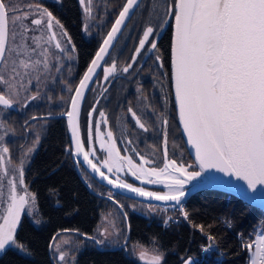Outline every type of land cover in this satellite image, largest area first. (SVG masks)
<instances>
[{
	"label": "snow or ice",
	"instance_id": "6c2138e0",
	"mask_svg": "<svg viewBox=\"0 0 264 264\" xmlns=\"http://www.w3.org/2000/svg\"><path fill=\"white\" fill-rule=\"evenodd\" d=\"M57 2L62 3V0ZM79 2L84 16L92 18L94 0ZM139 6L140 0H125L95 58L74 89V95L70 98L71 110L62 113L67 116L71 134V143L66 147V152L77 162L82 157L92 173L99 175L112 188L126 190L118 194L120 197L132 199L129 194H135L147 201L174 202L173 207L183 214L185 220L189 219L188 213L180 206L186 194V185L195 181L192 188L198 189L215 182L218 177L211 175L213 171L242 181L243 184L225 182V187L247 197L244 185L252 191H256L257 186H264V0H163V4L157 5L155 9L159 22L148 24L131 57L132 63L119 69L128 73L142 51L156 52L158 46L154 37L159 35L156 29L159 28L162 32L165 27H170L168 79L179 125L187 138V145L194 151L193 163L187 164L169 157L168 120L164 118L161 121L165 157L163 167H146L145 165L155 164L147 155H140L137 165L130 156H122L118 150L115 134L108 127L106 112L100 110L99 119L94 118L93 113L97 111L95 105L88 112L89 150H85L80 126L85 92L97 74L100 62L117 39V34ZM160 6L163 7L162 17L159 14ZM26 8V11L22 10L20 0H0V111L12 110L16 104L27 107L31 101L40 98L39 92L29 93L32 79H39L47 73L53 60L56 61L57 71L62 67L59 63L60 56L52 51L53 43L55 49L64 53L67 59L73 58L68 47L61 42L62 38H66L67 45H72L71 37L54 14L38 0H31ZM153 14V11H149V16ZM29 19L30 24L27 23ZM84 27L87 30L86 24ZM75 51L76 48L72 45L71 52ZM156 61L164 67L161 56L157 55ZM117 71L115 62L112 66L105 67L104 79L107 81ZM165 100L167 101V97ZM127 112L137 127L148 131V126L136 108L130 106ZM32 119L36 120L38 117L33 116ZM0 130L4 132V135H0V220L3 221L0 223V254H6L10 249L28 254L27 246L17 240V231L22 214L33 216L37 202L36 194L29 191L25 183V170L41 137L36 134L31 145H21L24 151L16 163L10 158V147L5 140V137L12 134V130L4 122H0ZM40 131L45 129L41 128ZM132 142L128 141L130 144ZM94 143H98L106 153L102 166L93 162L92 157L96 153L90 149ZM126 150L137 152L135 147ZM101 167L116 174L127 167L129 174L141 184L163 185L165 191L161 194L133 186L119 175L116 180H112L104 174ZM203 173L209 175L202 177ZM201 177L202 179H198ZM86 182L92 186L91 181ZM108 198L118 204L117 215H122L127 221L128 214L117 197L110 193ZM145 206L150 209L157 207L151 204ZM112 219V232L104 228L96 236L82 235L99 247H124L118 239H109L113 234H122L115 223V217ZM171 220V216L166 217L165 227ZM33 222L40 223L36 219ZM228 226H231L230 223ZM194 227L203 232V225ZM128 228L130 231V224ZM206 235L209 241L214 240L211 234ZM123 239L127 241L128 236L123 235ZM55 240L56 237H53V241ZM49 247L58 253L60 262L66 261L68 254L61 250L60 244H50ZM243 247L250 252L249 264H264V235H257L254 252L252 243H245ZM204 250L208 251L207 248ZM148 251L141 248V260L146 259ZM162 258V251L154 244L148 264H161ZM182 264H193V261L187 258Z\"/></svg>",
	"mask_w": 264,
	"mask_h": 264
},
{
	"label": "trees",
	"instance_id": "16d2710c",
	"mask_svg": "<svg viewBox=\"0 0 264 264\" xmlns=\"http://www.w3.org/2000/svg\"><path fill=\"white\" fill-rule=\"evenodd\" d=\"M123 1L106 0V3L115 9ZM62 3L65 4L70 24H73L76 0H62ZM73 44L76 48V70L79 77L100 42L78 39L73 40ZM68 146L64 121L50 120L39 148L25 172L29 191L37 197L36 208L41 224L36 226L24 217L18 226L17 240L27 246L28 254L8 250L0 258V264H54L49 245L53 237L59 232H65V229L72 230L68 232L85 241L83 249L75 257V264H140L122 249L100 250L92 241L83 239L82 234L94 236L100 215L108 201L97 198L83 185L75 171L71 155L66 152ZM91 188L96 193L106 194L100 188H94V185ZM115 196L128 214V245H158L164 253L162 264H182L187 258H191L193 264H204L198 261V254L204 241L202 235L206 234H211L218 247L225 252V264H248V255L241 249L237 235L252 244L257 235H264V212L223 193L201 191L194 194L185 203L189 223L173 224L168 228L163 227L161 218L140 216L131 212L123 202L135 201ZM221 218L229 221L230 229L224 227ZM122 221L125 227L123 218ZM194 225H203V232Z\"/></svg>",
	"mask_w": 264,
	"mask_h": 264
},
{
	"label": "flooded vegetation",
	"instance_id": "af4514ba",
	"mask_svg": "<svg viewBox=\"0 0 264 264\" xmlns=\"http://www.w3.org/2000/svg\"><path fill=\"white\" fill-rule=\"evenodd\" d=\"M100 1L101 0H94L92 18L89 19L84 16L83 8L79 0H76L75 22L70 24V19L66 16L67 10L65 9L64 3L57 2V0H38L39 3L46 6L60 21L64 30H66L71 37L72 45H74L73 40L78 39L95 43L101 42L125 0L118 8L115 7L114 10L106 12L105 15L100 8ZM30 2L31 0H20L22 10L26 11V5ZM162 4L163 0L140 1V6L135 10L134 14L120 32L110 54L92 83L83 102L80 115L81 137L87 151L89 150L87 143L88 112L91 110L92 106L95 105L97 111L93 113L94 118L99 119L100 110L106 112L109 121L108 127L113 130L117 148L123 156L128 155L135 162H139L140 155H147L155 161V164L149 165L150 167H160L164 162V138L161 121L166 118L168 120L167 149L169 157L183 163H193L185 148L177 124L174 99L168 79V75L170 74L171 50L170 27H165L162 32L159 28L156 29L157 33H159V35L154 37L157 40L158 46L156 52L142 51L141 55L137 57L136 63L133 64V67L129 69L128 73L119 71V69H122L127 64L132 63L131 57L135 54V49L139 46V39L142 37V33L148 24L152 23L154 25L159 22L155 14V9L157 5ZM107 10L109 9L107 8ZM149 11H153L154 14L149 16ZM159 14L160 17H162V6L159 7ZM102 16L106 18L104 22L100 20ZM94 18L95 20L98 19L100 23H94L92 29L89 30L87 28V30H85L84 26L86 20L89 19L91 21ZM30 22L29 19L27 23L30 24ZM57 35H60L59 29H57ZM61 42L67 47L71 46L67 45L66 38H62ZM52 51L60 57L66 58L64 53H60L55 49L54 43L52 45ZM69 51H71V48ZM157 55L162 57L164 67H161L160 62L156 61ZM114 62L118 71L106 81L104 79V68L112 66ZM105 89L107 90L105 91ZM30 93H32V91ZM165 97H167V101ZM42 106V104L34 106L33 101H31L27 107L21 105V108H18L14 106L12 110L0 111V117H3L0 122H4L7 128L12 130V135L15 136V139L7 138L5 140L10 147V158L16 163H18L22 157L21 152L23 148L21 145H27L30 137H32L30 133L33 134L36 131L34 130V124L38 121H43L33 120L32 117L51 115V113L44 114ZM130 106L136 108L143 117L144 122L148 126L147 132L137 127L135 122L131 119V115L127 112ZM129 140L133 142L130 144L128 143ZM99 147L98 143L92 145L93 151L96 153V156L92 157V159L93 162L98 163V165L99 162L106 157L103 151L99 150ZM133 147L137 149V152L126 150V148L130 150ZM19 153L20 155L18 156ZM82 172L86 173L87 176L91 178L83 168ZM124 179L128 180L126 177ZM92 181L94 184L99 185V188L105 193L113 194L107 188L96 183L93 179ZM24 217L25 215L22 216V219ZM3 255L4 254H0V258Z\"/></svg>",
	"mask_w": 264,
	"mask_h": 264
},
{
	"label": "rangeland",
	"instance_id": "374dc122",
	"mask_svg": "<svg viewBox=\"0 0 264 264\" xmlns=\"http://www.w3.org/2000/svg\"><path fill=\"white\" fill-rule=\"evenodd\" d=\"M99 3H101L100 8H101L102 12L104 13V15L106 14V12L114 10V7H112L108 3H106V0H101ZM107 8L109 10H107ZM100 20L104 22L106 20L105 16H102ZM94 23L99 24L100 21L98 19L95 20V18L91 21L89 19L86 20V25L88 26L89 30L94 27ZM71 47H72V45L70 47H68V49H70ZM69 53L71 54V56L73 58L67 59L65 57H60L59 63L62 65V67H60L59 71L56 70V61L53 60L52 64L50 65V70L47 73H44L43 75H41L39 79L33 78L31 84L29 85V93L31 91L32 92H39L40 98L38 100L33 101V105L39 106L42 104L43 105L42 110H43L44 114H50L51 113V115L52 114L56 115V113H62L63 111H65L67 108L69 99L71 97V94L73 92V91L70 92L69 89L73 90L75 85L78 82V79L80 78V76L77 77L76 51L74 53L69 51ZM32 88H33V90H32ZM23 99H24V97L22 96L21 100H23ZM21 105L22 104H16L15 106H17L18 108H21ZM48 123H49V121L43 120V121H38L36 124H34V130H36V131L33 134L30 133V135L32 137H30L27 145H31L32 138L36 134H38L41 137V139L39 141V145H40V142H41L42 137H43L44 132H45V131L41 132L40 129L43 128L46 130ZM0 132H1L0 135H4L3 130H0ZM7 138L8 139H15V136L11 134V135L5 137V139H7ZM39 145H38L37 149L39 148ZM37 149L35 150L32 157L35 155ZM23 151H24V149H23ZM22 152H21V156H22ZM19 155H20V153L18 154V156ZM29 163H28V165H29ZM28 165H27V167H28ZM27 167H26V169H27ZM83 176L86 179V181H91V185H94V188H96V189H97V187L99 188V185L94 184L92 179L90 177H88L86 173L83 172ZM107 194L109 195L110 193H107ZM123 202L125 203V205L128 207V209L131 212L136 213V214L143 216L145 218L156 217L158 219L161 218L160 220H162L164 218L163 215L161 216L158 212H155L156 208L150 209L149 207H146L144 204H140L137 202H129V201H123ZM104 207H105L104 211L100 215V221L96 227V230L94 232V236L98 235L99 232L102 231L104 228H108L109 232H112V222H113L112 218L115 217V223H116L117 227L121 230L122 234L120 236H116L115 234H113L109 237V239H112V240L118 239L119 243L121 244L124 240L123 235H125V227L123 225L122 217H121V215L120 216L117 215V213L119 211L111 203L106 202ZM24 215L34 225L39 226L41 224V219L38 215L36 205L34 206L33 216H29L27 214H22V216H24ZM33 219L39 220L40 223L39 224L34 223ZM2 222L3 221L1 220L0 223H2ZM101 239H103V237H101ZM65 241H67V243H65ZM54 244H60L61 250L65 251L68 254L66 257V261L60 262V264H73V261L75 262V257L78 254V252L83 249V246L85 245V241L79 239L76 235H73L70 233H64L58 237V240L55 241ZM136 245H137L136 243H130L127 247V253H125V254L130 253V255L132 257H134L138 261V263H140V264H148V260L150 259V256H151V249H152L154 243H151L150 245H147V246H143V245L139 244L140 247H135ZM113 247H116V246L113 245ZM141 248H145V249L149 250L148 255H147L145 260L140 259ZM14 251L20 252L19 250H14ZM52 254H53L54 260H56V258L58 257V253L54 252V248H52ZM163 260H164V253H163V258L161 260V264L163 263Z\"/></svg>",
	"mask_w": 264,
	"mask_h": 264
},
{
	"label": "water",
	"instance_id": "95a60500",
	"mask_svg": "<svg viewBox=\"0 0 264 264\" xmlns=\"http://www.w3.org/2000/svg\"><path fill=\"white\" fill-rule=\"evenodd\" d=\"M115 19H114V21H115ZM114 21H113V23H114ZM127 22H128V20L126 21V23ZM111 26H112V24H111ZM111 26H110V28H109L108 31H110ZM123 28H124V26L122 27V29ZM107 33L104 36V38L107 36ZM119 35H120V33L117 34V39H118ZM104 38L100 42L97 50L95 51V53L93 54V56H92V58L90 60V62L88 63L87 67L85 68V70L81 74L80 78L78 79V82L75 85L74 89L78 86L80 79L83 77L84 73L87 71V68L91 64V61L95 58L96 53L99 50L100 46L102 45ZM117 39L113 42V45L109 48V52H108V54L105 55L104 60L100 62L101 66L99 68H97V74L93 77V80L90 82L89 89H90L92 83L94 82L96 76L98 75L99 71L101 70V68H102L104 62L106 61L108 55L110 54V52H111L114 44L116 43ZM170 55H171V50H170ZM74 89H73V92H72L71 96L74 95ZM89 89L86 90L85 97H86ZM173 99H174V95H173ZM84 100H85V98H84ZM82 105H83V103H82ZM81 109H82V107H81ZM67 110H71L70 99H69V102H68V105H67L66 110L63 111L62 113H65ZM62 113L56 114V115H45V116H41V117H49V118L48 119H39L40 117H38V119H36V120H56V119H62L64 121V123H65L66 132H67V136H68V140H69V145H70V143H71V134H70V131L68 129L67 116L66 115H62ZM176 117H177V124H178L179 130H180V134H181L182 140L184 142L185 148H186V150H187V152H188V154L190 156V159L192 160V162H194V160H195L194 151L187 145V138H186V136L183 135V130H182V128L179 125V120H178L177 114H176ZM81 139H82V137H81ZM90 150L93 151V148L91 147ZM99 150L102 151L100 147H99ZM103 153L106 156V153L104 151H103ZM71 159H72V162H73V165H74V168H75V171H76L78 177L82 181L83 185L88 189V191L90 193H92L94 196H96L97 198H100V199H103L105 201H108V202L112 203L118 209V211H119L118 204L113 203V200L112 199H109L108 198L109 197L108 195L96 193L95 191L92 190V188L89 186L88 182H86L85 178L82 175L81 167L91 176V178L95 182H97L101 186L107 188L111 192H113V193H115V194L118 195L121 191H125L126 192V190L114 189V188H112V185H110V184L107 183V181H102L101 180V177L99 175H95V174L92 173L91 169L84 163L82 157L79 159L78 162L72 156H71ZM164 159H165V157H164ZM133 162L136 163L137 165H139V162H135L134 160H133ZM163 164H164V162H163ZM163 164L160 166V168L163 167ZM102 165H103V160L99 162V165L98 166H102ZM145 166L146 167H150L149 165H145ZM101 170L104 172L105 175H108L109 178L112 179V180H116L117 179V176L119 175V177L122 178V179H124L126 177L128 180H125V179L124 180L127 183L132 184L133 186L143 187L145 190H148V191H156V192H160L161 194L165 191V189L163 188V185L141 184V182L138 179L134 178L131 174H129L127 167H125L123 169V171L121 173H119V174H116L115 172L109 173L108 170H107V168H103V167H101ZM207 175H209V173H203L202 174V177L203 176H207ZM211 175H213L215 177H218V179L215 182L207 183V184H205L204 186H202V187H200L198 189H193L192 188V184H195L196 183L195 181H193L192 184L186 185V187H185L186 194H185V197L183 198V203H185L191 196H193L194 194H196L198 192H201V191H215V192H219V193H223V194L232 196V197L238 199L239 201L243 202L245 205L254 207V208L259 209L260 211L264 212V186H257L256 191H252V190L247 189V186L244 185L245 192L247 193V197H245L243 195L238 194L235 191H229L225 187V182H230L232 184H237V183L243 184L242 181H236L235 178H233V177L224 176L222 173H217V172H214V171L211 173ZM202 177L201 178H198V179H202ZM129 195H131L133 197L130 200H133V201H136V202H139V203L151 204V205H173L174 204V202L147 201L143 197H136L135 194H129ZM124 224H125V234L128 236V240L127 241L123 240V242L120 244V245H123L124 247L121 248V247H117L116 246V247H111V248H105V247H99V246H96V245H95V247L97 249H100V250H106V249L107 250H119V249H122L124 251V253H127V245L129 243V233H130L129 232V228H128V219H127V221L124 220ZM64 233H69V232H59V235L64 234ZM57 234H56L55 237L59 236ZM83 239H85V236H83ZM85 240H88V239H85ZM89 241H92V240H89ZM53 243H54V241L52 240V242L50 244H53ZM49 251H50V255H51V249H50V247H49ZM54 264H60V261L58 260V258H56V260H54Z\"/></svg>",
	"mask_w": 264,
	"mask_h": 264
},
{
	"label": "built area",
	"instance_id": "2783aa9c",
	"mask_svg": "<svg viewBox=\"0 0 264 264\" xmlns=\"http://www.w3.org/2000/svg\"><path fill=\"white\" fill-rule=\"evenodd\" d=\"M180 207H183L184 210L187 211L184 205H181ZM165 209H166V212H165ZM155 212H158L160 215H163L164 218L161 220L163 227H165L164 220L166 219V217L167 216L172 217V220L169 222L168 226L165 228H168L169 226L173 224H181V223L188 224L189 223V219L185 220L183 214L177 208L173 206H162L156 209ZM220 220L223 223L224 227H226L227 229L231 228V226L230 227L228 226L229 224L228 220H226L225 218H221ZM226 221L228 223H226ZM202 236H203L204 241L200 245L198 261L204 264H225V261H226L225 252L222 251L218 247V245L216 244L214 240L209 241L207 239V235H202ZM237 240L240 242L241 249L247 253L248 258H249L250 257L249 250L243 247V244L248 243V241L244 237L241 240V235H237ZM254 244H255V241L253 243V248H252L253 252L255 251ZM206 248L208 249V251L204 250ZM248 264H249V260H248Z\"/></svg>",
	"mask_w": 264,
	"mask_h": 264
},
{
	"label": "bare ground",
	"instance_id": "6f19581e",
	"mask_svg": "<svg viewBox=\"0 0 264 264\" xmlns=\"http://www.w3.org/2000/svg\"><path fill=\"white\" fill-rule=\"evenodd\" d=\"M162 206H168V205H160V206H157L156 209H158L159 207H162Z\"/></svg>",
	"mask_w": 264,
	"mask_h": 264
}]
</instances>
